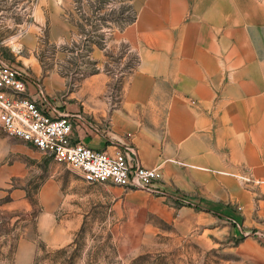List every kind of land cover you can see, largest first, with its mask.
Masks as SVG:
<instances>
[{
	"label": "crops",
	"instance_id": "obj_1",
	"mask_svg": "<svg viewBox=\"0 0 264 264\" xmlns=\"http://www.w3.org/2000/svg\"><path fill=\"white\" fill-rule=\"evenodd\" d=\"M135 5L137 19L120 37L139 51L140 63L127 89L112 98L103 93L102 75L67 92L65 81L56 84L51 76L43 81L20 62L21 48L0 43V52L39 78L65 112L83 113L75 142L111 153L133 145L144 167H160L166 192L242 220L221 200L230 196V173L246 170L249 180L264 181V2L136 0ZM5 28L10 41L22 36L23 30L10 35L11 25ZM4 133L0 199L26 202L25 192L10 188L28 173L21 161L28 159L12 154L26 153L29 145ZM45 214L41 220H51ZM36 250L34 241L21 239L13 262L0 259V264H34Z\"/></svg>",
	"mask_w": 264,
	"mask_h": 264
},
{
	"label": "rangeland",
	"instance_id": "obj_2",
	"mask_svg": "<svg viewBox=\"0 0 264 264\" xmlns=\"http://www.w3.org/2000/svg\"><path fill=\"white\" fill-rule=\"evenodd\" d=\"M135 2L0 0V43L21 48L20 62L43 81H65L67 92L102 75L103 93L112 98L127 89L140 63L139 51L120 37L137 19ZM8 25L10 35L23 30L22 36L8 40ZM25 150L12 156L28 159L21 160L27 176L10 189L25 192L27 201L0 199V259L13 262L18 242L28 239L37 248L34 264H264V237L252 235L264 234V181L249 180V171L226 175L230 196L221 202L243 215L235 220L169 193L91 184L75 168L31 146ZM42 212L50 222L41 220Z\"/></svg>",
	"mask_w": 264,
	"mask_h": 264
},
{
	"label": "built area",
	"instance_id": "obj_3",
	"mask_svg": "<svg viewBox=\"0 0 264 264\" xmlns=\"http://www.w3.org/2000/svg\"><path fill=\"white\" fill-rule=\"evenodd\" d=\"M84 119L82 112H65L46 94L39 78L29 75L0 52V128L7 135L75 168L88 183L168 193L161 186L160 167H144L135 146L111 153L75 142L74 130ZM169 194L187 202L181 195ZM256 234L264 237L258 232L252 235Z\"/></svg>",
	"mask_w": 264,
	"mask_h": 264
},
{
	"label": "trees",
	"instance_id": "obj_4",
	"mask_svg": "<svg viewBox=\"0 0 264 264\" xmlns=\"http://www.w3.org/2000/svg\"><path fill=\"white\" fill-rule=\"evenodd\" d=\"M72 246H73V243H72L71 245L67 246V247H63V248H61V249L56 250V252H58V253H65V252H67L68 249L71 248ZM39 247H40L41 250H44L45 247H46V245H45V244H42V245H40ZM37 262H38V261H37ZM37 262H36V264H37ZM59 263H60V262H59Z\"/></svg>",
	"mask_w": 264,
	"mask_h": 264
}]
</instances>
